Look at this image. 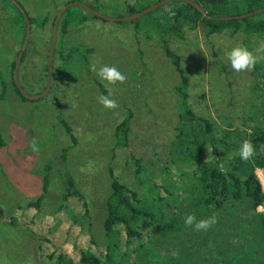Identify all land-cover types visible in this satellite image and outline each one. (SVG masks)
<instances>
[{"label":"rangeland","instance_id":"374dc122","mask_svg":"<svg viewBox=\"0 0 264 264\" xmlns=\"http://www.w3.org/2000/svg\"><path fill=\"white\" fill-rule=\"evenodd\" d=\"M13 1L27 17L36 20L51 14V10H56V15L69 3L89 4L101 16L117 19L127 17L130 11L142 12L161 0ZM239 8L240 15L250 12L245 6ZM68 13L75 19L62 39L59 31L56 35L51 58L52 88L42 97L23 102L11 83V65L24 36L18 32L17 13L8 2L0 0V77L6 83L4 99L0 101V264H28L29 260L37 264L36 258L51 252L49 241L73 261L78 258V250L90 246L91 241L96 252L103 251L104 200L109 194L107 166L112 167L121 184L139 195L140 185L128 154L139 160L148 179L161 176L159 165L171 167L168 144L175 134L179 102L173 90L179 82L174 60L187 76V101L197 115L217 128L231 124L232 129L242 128L246 133L257 121L264 123V114L259 116V108L252 105L259 102L250 91L252 71L233 72L224 55L240 46L239 33L232 36L225 31L205 37L198 29L183 28L181 38L168 34L162 39L158 27L167 24L163 18L156 21L162 15L159 10L129 21L91 17L77 6L69 7ZM81 17L85 21L79 22ZM47 28L49 24L29 25V38L17 68L20 87L31 96L41 93L48 83ZM162 40L170 55L164 51ZM263 43L257 40L251 46L250 51L258 58H264ZM70 47L78 52L61 65L60 55ZM93 64L97 69L115 66L126 76V81L113 90L112 98L119 105L115 110H105L98 103V97L108 92L91 71ZM122 119H127L129 127L126 148L116 145L114 138V129ZM63 122L71 129L75 144ZM34 138L38 151L30 147ZM62 149L66 150L67 172L86 200V215L77 198L68 197L65 204L62 202L66 183L62 164L56 160ZM177 157L184 170V162L191 161L193 155L180 151ZM50 162L48 193L37 212L31 205L40 191L42 170ZM61 203L64 208L59 209ZM10 218H14L15 225L8 223ZM24 222L30 223L23 225ZM128 224L134 227L130 221Z\"/></svg>","mask_w":264,"mask_h":264},{"label":"trees","instance_id":"16d2710c","mask_svg":"<svg viewBox=\"0 0 264 264\" xmlns=\"http://www.w3.org/2000/svg\"><path fill=\"white\" fill-rule=\"evenodd\" d=\"M5 1L17 13V25H20L18 32L24 36L25 23L22 14L9 0ZM192 1L201 7L203 13L181 1L166 4L169 7L167 12L161 7L155 9L162 12L156 21L163 18L167 24L166 27H158L162 39L168 34L181 38L184 28L189 31L198 29L205 37L225 31L232 36L239 33L240 46L247 47L249 51L257 40L264 42V10L251 18L229 21L217 19L240 15L242 12L239 6H245L247 11L262 9L264 0ZM55 12L51 10V14L47 13L36 20L28 17L29 25L49 24V43ZM87 14L95 17L89 12ZM146 14L149 16L151 13ZM70 15L67 8L58 22L57 34L59 31L61 39L66 35L72 19H75ZM51 16L50 23H47ZM78 21L83 22L85 18L81 17ZM162 43L164 51L170 55L165 40ZM74 52H78L75 47L68 48L66 53L62 52L61 65L67 63ZM13 65L14 62L12 69ZM173 65L179 77L178 84L173 87L179 102L173 127L175 134L168 144L171 167L159 165L160 177L165 179H148L139 165V160L128 154L127 158L133 163L134 174L140 185L139 195L121 184L114 176L112 167L108 165L109 194L104 200L105 213L102 220L105 238L103 251L96 252L97 247L91 241L90 246L78 250V258L73 261L49 241L52 245L51 252H45L36 258L37 264H264V216L255 211L256 206L263 203L264 195L254 174L256 168L264 169V151L260 150L264 145V123L257 121L258 124L250 127L249 133L242 128L232 129L231 124L222 129L215 127L207 118L197 115V110L188 104L187 76L179 67L177 59ZM252 77L250 91L259 101L252 105L259 108V116L261 114L263 117L264 58L259 59L252 71ZM45 78L48 82V73ZM11 83L16 95L22 101L27 100L14 85L12 70ZM0 86L1 101L6 90V83L1 77ZM57 118L59 119V115ZM242 123L246 124L244 120ZM63 127L71 143L75 144L69 126L63 122ZM128 131L127 119H122L114 129L116 145L127 147ZM245 139L250 140L256 148L255 156L248 162H243L237 155ZM2 145L0 140V147ZM180 151L193 155L191 161L184 162V170L180 167V158L177 157ZM65 153L66 150L62 149L56 158L62 164V175L66 183L61 196L62 202L65 204L68 197L77 198L83 206V214L86 215V200L75 188L74 180L67 172ZM51 164L52 162L46 164L42 170L40 191L31 205L37 212L48 193ZM64 204L61 203L58 208H64ZM23 208L26 209L27 206ZM187 215H195L197 220L215 215L217 223L207 232H195L184 224ZM1 216L3 210L0 205ZM129 221L134 227L128 224ZM30 222L22 224L27 225ZM8 223L15 225L14 218H10Z\"/></svg>","mask_w":264,"mask_h":264},{"label":"clouds","instance_id":"9594fccd","mask_svg":"<svg viewBox=\"0 0 264 264\" xmlns=\"http://www.w3.org/2000/svg\"><path fill=\"white\" fill-rule=\"evenodd\" d=\"M225 58L230 64L233 72H251L254 70L259 59L252 51H249L247 47L235 46L230 51L224 53ZM91 71L95 72L104 84L108 95H101L98 97V103L102 105L105 110H115L119 107L115 99L112 98L113 90L117 84H123L126 81V76L121 73L115 66L104 65L97 69V66L93 64ZM30 147L33 151H38L37 141L34 138ZM261 151H264V145L261 146ZM256 154V148L250 140L245 139L237 153L243 162L250 161ZM259 171V170H257ZM217 223V217L215 215L206 218L199 219L195 215H187L184 219L186 227L192 228L195 232H207ZM28 264H31L29 260Z\"/></svg>","mask_w":264,"mask_h":264},{"label":"water","instance_id":"95a60500","mask_svg":"<svg viewBox=\"0 0 264 264\" xmlns=\"http://www.w3.org/2000/svg\"><path fill=\"white\" fill-rule=\"evenodd\" d=\"M11 1V3L19 10V12L22 14L24 20H25V35H24V39H23V42H22V45L16 55V59L14 61V65H13V69H12V79H13V83L14 85L16 86V88L18 89L19 93L26 99L28 100H34L36 98H39V97H42L44 95H46L53 83V69H52V66H51V58H52V54H53V51H54V45H55V40H56V34H57V25H58V22L61 18V15L63 14V12L71 7V6H77V7H80L84 10H86L87 12H89L90 14H92L93 16L95 17H100L102 19H105V20H109V21H129V20H134L154 9H156L157 7H165V10L168 11V7H166V4H168L169 2H173V1H181V2H184V3H187V4H190L192 5L193 7L197 8L201 13H203V10L201 9L200 6H198L197 4H195L192 0H161L159 1L158 3L148 7L147 9L143 10L142 12H133V11H130L129 15L127 17H121V18H117V19H111V18H107V17H103L101 16L100 14H98L97 12H95L91 7H89L87 4H84V3H69V4H66L64 5L63 7H61L56 15H55V18H54V21H53V24H52V31H51V38H50V43H49V47H48V51H47V56H46V66H47V70H48V83L45 87V89L35 95V96H31V95H28L26 94L20 87L18 81H17V68H18V65H19V62L21 60V57H22V54L24 52V49H25V46L27 44V41H28V38H29V20H28V17L27 15L24 13V11L20 8V6L14 2L13 0H9ZM262 10L264 9H257V10H254V11H250V12H247V13H244L242 15H238V16H234V17H219L217 18L218 20L220 21H229V20H240V19H243V18H249L251 16H253L254 14H257L259 12H261Z\"/></svg>","mask_w":264,"mask_h":264},{"label":"built area","instance_id":"2783aa9c","mask_svg":"<svg viewBox=\"0 0 264 264\" xmlns=\"http://www.w3.org/2000/svg\"><path fill=\"white\" fill-rule=\"evenodd\" d=\"M255 177L259 183L260 191L264 195V169H260V171L255 173ZM255 211L264 216V201L262 204L256 206Z\"/></svg>","mask_w":264,"mask_h":264},{"label":"crops","instance_id":"0c3cea01","mask_svg":"<svg viewBox=\"0 0 264 264\" xmlns=\"http://www.w3.org/2000/svg\"><path fill=\"white\" fill-rule=\"evenodd\" d=\"M23 102H25V101H23ZM257 170L260 171V168H256V169L254 170V174L258 172Z\"/></svg>","mask_w":264,"mask_h":264}]
</instances>
